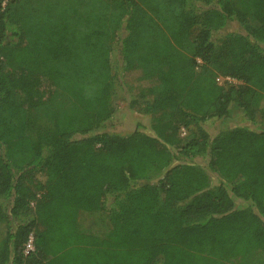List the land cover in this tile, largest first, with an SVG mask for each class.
<instances>
[{
  "label": "trees",
  "instance_id": "1",
  "mask_svg": "<svg viewBox=\"0 0 264 264\" xmlns=\"http://www.w3.org/2000/svg\"><path fill=\"white\" fill-rule=\"evenodd\" d=\"M0 223V264H264V0H0Z\"/></svg>",
  "mask_w": 264,
  "mask_h": 264
},
{
  "label": "rangeland",
  "instance_id": "2",
  "mask_svg": "<svg viewBox=\"0 0 264 264\" xmlns=\"http://www.w3.org/2000/svg\"><path fill=\"white\" fill-rule=\"evenodd\" d=\"M232 33H245L243 26L236 20H230L224 28L217 32V37L221 38ZM139 121L146 123V116L131 109L128 99L118 97L113 118L103 130L127 135L135 129ZM240 124L251 126L254 129H261L263 128V119L258 115L256 117V122L251 123L242 108L237 103L233 102L230 104L228 114L225 117L221 119H212L206 123V126L212 135H216L221 131ZM182 135L186 138L188 132L182 129ZM159 176L160 175H154L150 180L154 181L159 178ZM216 182L215 178L214 183ZM237 206L243 207L246 206V203L242 200H237ZM79 224L80 228L86 232L90 231L99 235H104L110 229V217L104 211L85 212L80 215ZM6 227L5 223H0V237L5 235L7 230Z\"/></svg>",
  "mask_w": 264,
  "mask_h": 264
},
{
  "label": "built area",
  "instance_id": "3",
  "mask_svg": "<svg viewBox=\"0 0 264 264\" xmlns=\"http://www.w3.org/2000/svg\"><path fill=\"white\" fill-rule=\"evenodd\" d=\"M6 2H7V1H4V2H3V4H2V7H3V8H4V6L6 5ZM218 80H219V83H220V84H223V83H225V82L230 83V84H240V82H241V81H239V80H237L236 78L231 77V76H220V77L218 78ZM34 250H35L34 234L31 233V234H29V236H28V239H27V241H26V243H25V245H24V250H23V251H24V254H25V255H28V254L34 252Z\"/></svg>",
  "mask_w": 264,
  "mask_h": 264
}]
</instances>
